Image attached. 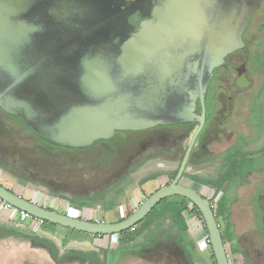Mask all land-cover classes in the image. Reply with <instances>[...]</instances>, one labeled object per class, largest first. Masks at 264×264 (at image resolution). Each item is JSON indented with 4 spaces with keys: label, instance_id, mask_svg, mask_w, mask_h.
<instances>
[{
    "label": "rangeland",
    "instance_id": "1",
    "mask_svg": "<svg viewBox=\"0 0 264 264\" xmlns=\"http://www.w3.org/2000/svg\"><path fill=\"white\" fill-rule=\"evenodd\" d=\"M259 53L256 54L257 67L264 72V56ZM258 78L255 87L248 92V99L242 101L240 110L243 116L239 119L243 120L239 123H234L237 120L229 117L232 103L224 94V85L219 86L220 90L214 97L216 105L207 127L196 140L189 173H198L204 179L220 180L228 165L223 163V156L216 158L215 152L229 151L241 138L245 141L246 151L255 153L250 154L253 157L264 152V75ZM257 98L260 107L254 112L252 107L256 105ZM251 101H254L253 105ZM195 127L191 123L128 130L125 139L115 137L108 141L96 140L83 148H68L38 139L22 121L0 110V183L22 197L58 212L87 220L116 222L135 211L158 187L153 180L140 185L138 182L141 179L160 173L157 178L161 183L171 181L170 172L178 167ZM255 167L250 174L234 182L235 198L229 209L233 239L241 241L250 255L253 248L255 255L260 245L264 244V238H252L255 234L248 232L245 226L250 222L247 213L260 212L254 207L252 210L248 208L247 202L256 206V198L263 190L264 177L258 169L264 167V157L257 160ZM188 176L183 182L199 189L216 204L223 190L217 195L212 187L195 183ZM260 179L262 183L256 188ZM54 192L64 197L54 195ZM67 197L92 198L95 204L78 209ZM194 219L199 227L189 234L196 242L195 256L184 248L177 228L165 215L135 241L119 242V237L114 235L112 240L118 246L111 251L106 264H193L199 261V257L200 260L205 259V263L214 264L208 231L200 218ZM220 225L224 227V217L220 218ZM249 226H252V220ZM197 236L201 237L202 244L197 243ZM36 237L51 241L58 248V257ZM66 237L72 239L65 243ZM102 239L105 246L107 237ZM95 240L99 241V238L73 233L63 226L54 231L47 230L30 215L22 218L20 210L0 200V264H95L67 253L70 249L93 252L103 261L104 253ZM230 243L229 238L227 249ZM229 255L232 264H235L232 253L229 252Z\"/></svg>",
    "mask_w": 264,
    "mask_h": 264
},
{
    "label": "flooded vegetation",
    "instance_id": "2",
    "mask_svg": "<svg viewBox=\"0 0 264 264\" xmlns=\"http://www.w3.org/2000/svg\"><path fill=\"white\" fill-rule=\"evenodd\" d=\"M4 1L24 8L18 20L24 33L23 43L28 48V66L24 75L34 76L25 82L23 93L17 92L22 96V100L13 101L17 104L25 103L29 112L31 110L45 111L56 106L59 95L64 90L63 79H68L71 75H132L127 72L130 66L133 67L131 62L142 60L137 75H195L190 78L185 87L171 93L172 96L168 100L171 110L157 116L156 119L161 123L153 127H174L194 123L196 129L197 118L189 114V119H181L179 112L186 107L193 110L196 117L201 115L202 105L198 92L202 85L205 90L206 105L202 132L206 129L216 105L214 97L220 90L219 86L224 85V94L226 93L230 104L232 103L228 110L229 117L237 120L234 123H239L243 120L239 119L243 116L240 110L242 101L250 96L248 92L255 87L259 75H264V72L258 70L256 56L259 52L264 56V0ZM175 29L186 32L183 35H186L187 39L184 37L183 40V35L169 39V34L165 33ZM197 40L201 45L200 53L179 60L180 63L183 62L182 72L171 70L169 65L173 61L169 55L181 51L188 43ZM148 46L155 49L146 56V52L150 51L146 50ZM196 61H199L197 71H193L192 66H195ZM0 75L4 74L0 73ZM32 79L36 81L40 79L38 84L34 81L35 89L31 86ZM49 91L53 105L49 102ZM255 102L256 105L252 107L254 112L259 110V98ZM253 103L254 101L250 102L251 105ZM23 109L20 110L23 111ZM0 110L3 111L1 108ZM10 116L22 121L29 132L38 139L53 144L33 132L23 118ZM37 122L35 125L38 124ZM127 131L116 130L115 134L106 141L115 137L125 139ZM188 144L184 148L178 167L170 172L172 175L178 171ZM195 145L196 142L193 149ZM244 145L245 141L241 138L230 147L229 151L226 149L216 151L215 157L223 156L225 165H229V161L234 158L260 160L264 157V152H260L258 157H253L250 154L255 153L252 151L248 153ZM236 148L241 154L236 152ZM232 151H234V157L230 159ZM192 152L183 178L187 177V174L199 177L198 173L193 174L188 171ZM258 170L264 177V167ZM188 178L201 184L190 176ZM262 179L259 180L256 188L260 186ZM262 187L264 188V182ZM247 206L251 210L256 208L260 211L247 213L248 220L250 222L252 220V226H249L250 222L245 225L247 230L255 233L256 230L261 231L264 235L261 222L262 211L258 205L255 206L251 202H247ZM257 244L260 245L261 242ZM259 249L264 250V244L257 249L252 258L253 263L249 264L264 262V251L261 252L262 250L259 251ZM253 251H255L254 248ZM196 253L197 249H195ZM232 255L234 258L233 253ZM198 260L193 264H207L205 259L200 260L199 257Z\"/></svg>",
    "mask_w": 264,
    "mask_h": 264
},
{
    "label": "water",
    "instance_id": "3",
    "mask_svg": "<svg viewBox=\"0 0 264 264\" xmlns=\"http://www.w3.org/2000/svg\"><path fill=\"white\" fill-rule=\"evenodd\" d=\"M23 12V7L0 0V73L4 74L0 75V108L7 114L23 118L33 132L55 145L83 148L90 146L96 140L109 139L116 130H140L156 126L161 123L156 117L171 110L168 103L171 93L185 87L190 78L195 76L137 75L142 60H133L131 62L133 67L130 66L127 70L132 75H71L68 79H63L64 90L60 93L56 106L45 111L29 112L25 103L17 104L13 101L22 100V96L17 92L23 93L25 82L34 76L24 75L28 66V48L23 43L24 33L18 21ZM184 33L186 32L175 29L165 34H169V39H173ZM185 36L183 35V40L187 39ZM156 46L160 45L156 44ZM152 49L155 48L149 46L146 48L150 50L146 52V56H149ZM200 51L199 40L188 43L186 48L169 55L173 61L170 62V69L182 72L183 62L180 63L179 60L187 56L193 57ZM194 64L193 71H197L199 61ZM162 71L164 72V68ZM34 81L36 79L31 80L32 87H35ZM36 82L38 84L40 79ZM198 96L202 105L201 115L196 117L193 110L186 107L179 112L181 119H189V114L197 118L198 126L190 139L176 176L170 183L162 185L150 194L124 219L105 222L74 217L22 197L1 183L0 200L36 219L103 236L133 229L163 199L174 195L184 196L197 206L204 219L216 263L231 264L211 199L183 182V174L191 152L205 123V90L202 85ZM48 98L53 105L50 91ZM21 108H24L23 111L20 110ZM34 121H38V124L35 125ZM257 205L262 211L261 222L264 230V188L258 195Z\"/></svg>",
    "mask_w": 264,
    "mask_h": 264
},
{
    "label": "trees",
    "instance_id": "4",
    "mask_svg": "<svg viewBox=\"0 0 264 264\" xmlns=\"http://www.w3.org/2000/svg\"><path fill=\"white\" fill-rule=\"evenodd\" d=\"M238 149L236 148V152L238 154H241L240 151H237ZM230 159L234 157V151L230 154ZM229 165L225 173L220 177V180H207L201 177L197 176H190L193 180L207 185L209 187H212L215 190V194H219L222 190L223 193L220 196L219 200L216 202V204L213 202L211 199L212 205L214 206V211L217 220L220 223V218L224 217L225 219V225L224 227L221 226L222 230V235L224 239L225 245L227 244L229 238L231 239V243L229 246V249H227V252H231L233 254L241 251V248L239 247V244L233 239V234H232V229H233V223L230 218L229 214V209L232 201L235 198L234 195V182L237 179H242L246 176L247 172L255 168V165L257 164V159L254 158H242L238 160L237 158H234L229 161ZM177 171L174 172L172 175L171 179L174 178L175 174ZM161 174H151L147 177H144L143 179L140 180L139 184L142 185L145 182H148L149 180L156 179L159 177ZM228 183L225 188V184ZM58 195L61 197H64L63 195H60L59 193H55L54 195ZM68 198V197H67ZM75 208L81 209L83 207H92L95 204V199L92 198H77V197H70L68 198ZM97 201V200H96ZM13 209L16 210V208L13 207ZM131 214V213H130ZM128 214V215H130ZM127 215V216H128ZM165 215H168L172 222L174 223L175 227L177 228L179 234L181 235V242L184 246V248L187 250L188 253H190L192 256H195V249H196V242L195 240L190 236L189 234V226H188V219L191 216H196L200 218L204 224L205 229L206 225L204 222V219L202 218V215L200 211L198 210L197 206L194 205L190 200L184 196L180 195H174L167 197L160 201L149 213L148 215L140 222L138 223L134 229H129L125 230L120 233H116L113 235H92L89 233L81 232L78 230L70 229L68 230L73 233H80L84 235H92L94 238H104L107 237L108 243L105 246H100V250L104 253V258L103 261H101L97 255L93 252H83V251H77L74 249L68 250L69 255H76L80 257L83 260H90L93 263L96 264H106L107 260L110 257L111 251H113L115 248H117L118 243L113 242L112 238L114 235H117L119 237V242L121 241H135L138 237H141L143 234L146 232L150 231L156 221ZM33 219L37 220L40 223V226L47 230L54 231L57 229L59 225L46 221V220H41V219H36L32 217ZM124 219V218H123ZM122 220V219H120ZM94 221V220H92ZM119 221V220H118ZM72 239V237H66L65 243L69 242ZM36 240L40 241L44 245L48 246L54 256L58 257V248L47 238H38L36 237ZM229 250V251H228ZM66 253V254H67ZM212 258L214 259L215 263V256L212 252Z\"/></svg>",
    "mask_w": 264,
    "mask_h": 264
},
{
    "label": "crops",
    "instance_id": "5",
    "mask_svg": "<svg viewBox=\"0 0 264 264\" xmlns=\"http://www.w3.org/2000/svg\"><path fill=\"white\" fill-rule=\"evenodd\" d=\"M191 165V164H190ZM153 181L154 182H157V184H158V187L157 188H155L153 191H151L150 192V194H152L155 190H157L160 186H162V185H164L163 184V182L161 183V181H159V179L158 178H156V179H153ZM139 183V182H138ZM168 183V182H167ZM166 184V183H165ZM199 190V189H198ZM200 191V190H199ZM149 194V195H150ZM194 217H196V216H193V217H190L189 219H188V226H189V232H191V233H193L194 231H195V229L197 228V227H199V225H198V223H197V221H195V219H194ZM198 218V217H197ZM199 219V218H198ZM197 223V225H195ZM251 228V227H250ZM256 230V229H255ZM249 232V231H248ZM251 234H255V236H253L252 238H258V237H261V238H264V235H263V233H261V231H258L257 232V230H256V233L255 232H252L251 231ZM259 235V236H258ZM201 239V237L200 236H197V243H200V244H202V240H200ZM96 241V240H95ZM258 241H260V240H258ZM103 242H104V239H102V238H99V241H96V245L98 246V247H100V246H102L103 245ZM237 242V244H239V247L241 248V251H239V252H237L236 254H234V263L236 264H249V262L251 261L252 263H253V260H252V258L254 257V255H253V251L251 252V255L250 254H248L247 252H246V250L243 248V244H242V242L240 241H236ZM258 243V242H257ZM260 243V242H259ZM247 255V256H246ZM241 258V259H240ZM243 258V259H242ZM241 261V262H240ZM96 264V263H95ZM124 264V263H123ZM177 264H179V262H177ZM208 264V263H207Z\"/></svg>",
    "mask_w": 264,
    "mask_h": 264
},
{
    "label": "built area",
    "instance_id": "6",
    "mask_svg": "<svg viewBox=\"0 0 264 264\" xmlns=\"http://www.w3.org/2000/svg\"><path fill=\"white\" fill-rule=\"evenodd\" d=\"M7 204V203H6ZM7 206H9V207H12V206H10L9 204H7ZM21 212V216H22V218H25L26 216H29L27 213H25V212H23V211H20ZM134 229V228H133Z\"/></svg>",
    "mask_w": 264,
    "mask_h": 264
}]
</instances>
